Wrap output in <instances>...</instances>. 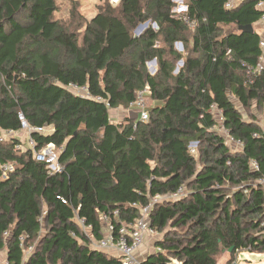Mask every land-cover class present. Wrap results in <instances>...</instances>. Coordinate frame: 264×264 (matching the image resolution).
Masks as SVG:
<instances>
[{
	"label": "trees",
	"instance_id": "obj_1",
	"mask_svg": "<svg viewBox=\"0 0 264 264\" xmlns=\"http://www.w3.org/2000/svg\"><path fill=\"white\" fill-rule=\"evenodd\" d=\"M227 1L186 0L190 29L171 17L172 0H121L114 7L106 0L71 30L54 20L56 0H0V136L20 132V112L29 126L46 129L31 135L36 149L61 148L63 167L49 176L29 150H15L18 137L0 143V167L13 165L5 178L0 170L7 264H121L91 248L76 218L98 242L100 215L116 228L118 221L132 223L139 214L133 205L180 186L186 196L153 205L148 222L156 232L181 228L184 235L155 242L141 264H217L230 248L264 253V187L257 183L264 176V127L252 111L264 107V71L246 73L260 57V35L238 30L263 13L257 0L233 10L224 8ZM147 21L158 31L133 37L131 30ZM223 26L236 31L222 34ZM176 42L185 56L173 50ZM152 59L158 70L150 76ZM177 61L183 63L174 75ZM146 88L154 102L147 122L111 120L109 110H126ZM219 128L241 150L232 151Z\"/></svg>",
	"mask_w": 264,
	"mask_h": 264
},
{
	"label": "built area",
	"instance_id": "obj_2",
	"mask_svg": "<svg viewBox=\"0 0 264 264\" xmlns=\"http://www.w3.org/2000/svg\"><path fill=\"white\" fill-rule=\"evenodd\" d=\"M107 1L111 6L114 7L117 6L121 0H107ZM245 1L246 0H228L224 8L227 10H233ZM172 2H176L175 4H173V7L171 9L174 15V17L172 18H175L176 20H180L188 24V20L186 18L188 7L187 5L183 4L185 3V0H172ZM255 9L260 10L263 13L259 22L264 23V0H257V3L255 4ZM258 45L261 54L260 57L258 58L257 64L255 66L246 67V73L251 77H254L258 75L260 72L264 71V34L262 35L260 34V40ZM227 54H229V51L227 52ZM70 89H72L75 93H81V94L85 93L84 88H79L74 85H71ZM145 91H147V88L144 91L139 92L136 96V99L130 102L128 104L127 109L125 110L128 113H132V112L137 113L136 119L139 122L148 121V111L145 108V101H144ZM210 111L213 112L215 116L216 115L219 116L218 117L219 119L217 118L216 119L217 121L220 122L221 118L219 113L216 111V108L212 106L210 108ZM17 115H18V120L20 122V132L18 133L11 131L3 132L0 136V143L5 142L9 137L19 138L23 136L24 141L21 142V144L16 145L15 150L18 151L29 150L31 152L32 159L35 160L36 162L43 164L46 173L49 176L61 174L63 171V167L59 164L58 161L61 148H57L54 145L49 144V145H44L37 150L36 144L31 137V133H44L46 129L41 127H31L25 121L24 116L20 112ZM219 131L221 132L220 134L227 137L230 143L234 144L235 147L238 148V151L241 150L242 144L239 141L232 139L223 128H219ZM195 153L196 152L194 146H191L190 154L195 155ZM251 167L254 170H257L258 168L257 163L251 162ZM0 170H1L2 178H5V175L8 172H12L13 165L5 164L0 167ZM257 183L264 187V176L258 179ZM185 196L186 194L184 187L180 186L174 191V193L168 194L166 196H154L150 198L148 204L143 207H137L136 205H133L135 208H138L139 214L138 217L132 223H128V224L120 223L118 221V212L115 211L113 212L112 216L115 220L118 221L117 228L115 227L114 224L111 223V220L109 219L108 215L105 214L100 215V221L103 224V237L98 242H94L93 240H90L91 248H93L94 250L103 251L111 256L118 258L121 264H141L142 258H139V256L136 254V250L142 247V245L144 244L145 240L148 237H152L156 235V231L153 228H151L148 222V217L153 205L162 202L164 200H177ZM76 222L79 225V227L83 229L82 231H84V234L88 238H90L91 236H88V233L91 235L90 229L83 226L82 220L76 218ZM7 235H8L7 232H5L4 236L6 237ZM19 240L22 242L23 238L21 237L19 238ZM229 264H236V263L231 262Z\"/></svg>",
	"mask_w": 264,
	"mask_h": 264
},
{
	"label": "rangeland",
	"instance_id": "obj_3",
	"mask_svg": "<svg viewBox=\"0 0 264 264\" xmlns=\"http://www.w3.org/2000/svg\"><path fill=\"white\" fill-rule=\"evenodd\" d=\"M176 2H172V4H175ZM106 4V0H56V12L54 13V20L59 22L60 24H62L64 27H67L71 30H74L76 27H78L79 25H81V18H83L82 20L88 22L92 17H94L98 12L101 11V7L105 6ZM186 5V0L185 3H183ZM171 17H174L172 11H170ZM175 19V18H173ZM147 24V29H151L154 32L158 31V25L156 23H154L153 21H147L145 23H141L139 25H137L134 29L131 30V35L133 37H140V35H142L147 29L142 28V29H138V27L140 25H144ZM189 28L191 29L192 25L191 23H189ZM255 27V26H254ZM81 28V27H80ZM79 28V29H80ZM256 29L261 32V35L264 34V23L259 24ZM82 28L80 29V32H82ZM228 31H236V28H234L233 26L227 27V26H223L221 29V33H225ZM80 41V39H79ZM155 48H161L163 47L159 42H156L154 45ZM173 50L175 52H177L179 55L181 56H185V51L183 48L182 43L180 42H176L173 45ZM168 50V49H167ZM155 62V64H154ZM182 61H177L174 63V71L173 74H177L178 70L182 67ZM158 70V66L156 64L155 59H152L150 61H148L146 63V71L147 73L152 76L155 75L157 73ZM149 95V93H148ZM145 101V108L147 110H149L153 105L154 102L151 101V99L149 98L148 100H144ZM238 105V104H236ZM241 115L246 118L247 115L249 114L248 111H243L242 108H240L238 106ZM253 113L255 114V116L258 119V123L260 124V126L264 127V107L261 110H258L257 108L253 107ZM109 115L112 121L115 122H122L126 117L130 118V113H128L127 111H125L122 108H119L117 110H109ZM219 116L216 115V118H218ZM219 133H221L219 131V129H217ZM227 144L231 146V150H235L238 151V148L235 147L234 144L230 143L229 140L227 139L226 136H224ZM19 139L21 140V142H23V136L19 137ZM198 167V166H197ZM106 229V228H105ZM81 232L84 234V231H82L83 229L80 227ZM183 229H177V230H163L162 232H156V235L152 236V237H148L144 244L145 245V249L147 250V252H154V245L155 242H159L160 240L165 239H179V236L184 235V233L182 232ZM176 232V233H175ZM45 233V228L42 227L41 229V233L40 235H44ZM85 235V234H84ZM86 236V235H85ZM88 236H91L88 233ZM87 237V236H86ZM88 238V237H87ZM91 238V239H90ZM89 240H92V237H90ZM182 238V237H180ZM143 244V245H144ZM35 243L30 244L29 248L25 251H23L24 254V259L31 253L33 252V250H35ZM156 250V249H155ZM139 258H143V256H139ZM0 259L2 261V264H5V252L4 250L0 252ZM231 262H235L236 264H264V253L261 254H254V253H249L247 251L244 252H228V251H224L222 250L217 258V263L218 264H229Z\"/></svg>",
	"mask_w": 264,
	"mask_h": 264
},
{
	"label": "crops",
	"instance_id": "obj_4",
	"mask_svg": "<svg viewBox=\"0 0 264 264\" xmlns=\"http://www.w3.org/2000/svg\"><path fill=\"white\" fill-rule=\"evenodd\" d=\"M93 18V17H92ZM91 18V19H92ZM259 24H261L260 22H257L254 26H253V29L260 35L261 33H262V31L261 32H259L257 29H256V27L259 25ZM145 29H147V27H144ZM154 64H155V62H154ZM149 99V95H148V91H145V93H144V100H148ZM115 110H117V109H115ZM114 110V111H115ZM216 117V116H215ZM50 129H47V131H49ZM77 223V222H76ZM78 225V224H77ZM79 226V225H78ZM80 228V227H79ZM145 245L146 244H144V245H142V247H140L138 250H136V254L138 255V256H143V258H142V261H143V259H145L146 257H147V255L148 254H150L151 252H147V250L145 249ZM154 249H155V245H154ZM1 252V251H0ZM4 252H5V258H6V251L4 250ZM5 261H6V259H5ZM0 264H2V261H1V259H0ZM5 264H7V261L5 262ZM218 264V263H217Z\"/></svg>",
	"mask_w": 264,
	"mask_h": 264
},
{
	"label": "water",
	"instance_id": "obj_5",
	"mask_svg": "<svg viewBox=\"0 0 264 264\" xmlns=\"http://www.w3.org/2000/svg\"><path fill=\"white\" fill-rule=\"evenodd\" d=\"M147 26V24H144V25H140L139 27H138V29L140 30V29H142V28H144V27H146ZM238 30L239 31H243V32H248V33H252L253 32V27L251 26V25H248V26H240V27H238ZM136 117H137V113H135V112H132V113H130V118H131V120H136ZM33 133H31V135H32ZM232 251V248H230L229 250H228V252H231Z\"/></svg>",
	"mask_w": 264,
	"mask_h": 264
}]
</instances>
